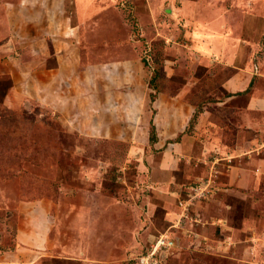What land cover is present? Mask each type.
<instances>
[{"label":"rangeland","instance_id":"obj_1","mask_svg":"<svg viewBox=\"0 0 264 264\" xmlns=\"http://www.w3.org/2000/svg\"><path fill=\"white\" fill-rule=\"evenodd\" d=\"M31 1L0 0V264H264L263 116L223 88L263 87L264 0ZM223 36L232 68L201 50Z\"/></svg>","mask_w":264,"mask_h":264},{"label":"crops","instance_id":"obj_2","mask_svg":"<svg viewBox=\"0 0 264 264\" xmlns=\"http://www.w3.org/2000/svg\"><path fill=\"white\" fill-rule=\"evenodd\" d=\"M37 1L39 3H41V4H45V5H50L51 4L52 5V2L49 1V0H44V1L43 0H37ZM55 1H56L55 3H57V0H55ZM185 1L188 2L187 0H185ZM31 2H35V0H32ZM169 6L170 7L167 8V12L169 14H171L173 12V8H172L171 5H169ZM62 7L64 8V5H62ZM193 7H195L194 4H193ZM49 10L51 11V9H49ZM211 12H212V14L215 13L214 10H212V9H211ZM217 41H219V40H217ZM213 45L214 46L211 48L210 44H208V41H207V42L203 43V46H202L201 50H204L207 53L215 54L217 56V59H219V60H224L225 59L227 64L230 62L228 64L229 66H230L231 62L238 61V55L242 54V53L239 52L238 45H237V43L235 42V39L232 36H223L222 39H220V44L218 45L219 47L215 46V44H213ZM124 66H125V64H124ZM232 66L233 65H231L230 67L232 68ZM126 69H127L126 66L124 68H121L120 69L121 73H123V71L126 70ZM53 70H55V69H53V68L52 69H48V71H51V73H52ZM118 72H119V70H118ZM257 72H258L259 76L262 77V79H263V80L260 79V81L263 83V87H262L263 89L262 88H258V86H252L251 81H252L253 76L250 74V72L246 73V72H244V70L239 71L237 73V75L235 76V79L233 78L232 80H228L225 84H223V88H224V90L227 93H232L234 91L233 90L234 87L240 88L242 90V92L247 91V96H248L247 109L249 111L251 110L252 112H257V114H259L261 112L262 116H263V117H261V119H263V120H261L262 123H261V121L256 119V120L252 121V125H250V126L255 128L254 126L257 125V126H259L258 128H263V124H264V70L260 69ZM56 75L55 74L48 75L49 80H51V82L52 81L53 82L56 81L55 80L56 79ZM67 76H69V77L72 76V73L68 72ZM238 76H241L243 80H241V79L239 80ZM50 77H53L55 79L53 80ZM51 82L47 81L45 83V85L42 87L43 90L51 89V91L56 95L54 97V99L60 98L61 94L57 90L58 89V87L56 86L57 83H55V85H54ZM106 89L109 90L110 88H106ZM105 99H106V101H109L110 100V95L107 94V98H105ZM253 128H251V129H253ZM209 131L210 130L207 129L206 132L204 133L205 134V136H204L205 137L204 138V143L205 144H203V149L201 151L202 154H203V158L205 159L206 162L208 160H210V159L213 160V161L207 162V164H206L207 167H209V166L210 167H214V166L217 165V163H220L223 166L226 163L227 168L232 170L233 167L228 165V164H230L229 161H231L232 159L228 160V158H226V157L227 156L228 157L231 156L233 158L234 157L238 158L239 157V153L241 151L238 150V147L235 150H233V151L232 150H227V145H225V144L221 145V144L218 143L219 138H221L220 135L217 134V133L209 132ZM193 144L194 143H193V141L191 139L187 140V137L183 136V138H182V140L180 142L176 143L175 145H173L171 147V150H174L175 148H177L178 153L180 152L182 154V156L185 157V154H188V152L189 153L191 152V150L188 148L189 145H193ZM218 144L220 145L219 147H218ZM259 148H262V147L260 146V147H258V149ZM255 149L256 148H254L252 150L255 151ZM257 155H258V152L256 153V155H253V156H257ZM226 161H228V162H226ZM256 164H257V167H258V171L260 173L264 174V158H262V159L259 158L257 160ZM167 167H169V166L167 165ZM169 169L170 168H167L166 171L168 172ZM236 172H237V170L235 169V170L230 172L231 173L230 175H231V177L233 179L232 181H235L233 183L240 184V181L236 182V178H237L236 177L237 176ZM251 185H253V184L251 183ZM219 187L220 186L218 185V189L220 190L221 188H219ZM36 205L40 206V204H34V206L31 205V207H38ZM189 208H191V207L189 206L188 209ZM188 209H187V211L189 212ZM34 212L35 211H33V213ZM174 214H177V213H174ZM181 215H179V217ZM31 216H32V220H30V219H28V220L31 221V224L33 225L34 223H36L35 214H31ZM46 218H47V215L43 217V220L46 221ZM41 222L42 221H39V223H41ZM203 223L204 224L207 223V220L203 221ZM44 228H46L45 224H44V226L42 225V227H40V229H38V230L36 229V230H34V232H31V236H29L30 238L28 239L29 244H27L28 248L34 246L33 240L37 239V236H38V240H40L42 237H45L47 235V232H45ZM42 230L44 232H42ZM24 246H26V243H25Z\"/></svg>","mask_w":264,"mask_h":264},{"label":"built area","instance_id":"obj_3","mask_svg":"<svg viewBox=\"0 0 264 264\" xmlns=\"http://www.w3.org/2000/svg\"><path fill=\"white\" fill-rule=\"evenodd\" d=\"M194 192H195V194L197 195V194H199L200 195V193L197 191V190H194ZM184 207V211L186 212L187 211V209H188V207L190 206L188 203L187 204H185V205H183ZM161 242V241H160ZM161 244L158 242L157 243V246L156 247H159ZM167 245H168V243H167ZM155 247V248H156ZM156 249H154V251H155Z\"/></svg>","mask_w":264,"mask_h":264},{"label":"trees","instance_id":"obj_4","mask_svg":"<svg viewBox=\"0 0 264 264\" xmlns=\"http://www.w3.org/2000/svg\"><path fill=\"white\" fill-rule=\"evenodd\" d=\"M8 83L10 84V82H8ZM152 86H154V85L152 84ZM6 89H7V88L5 87L4 90H6Z\"/></svg>","mask_w":264,"mask_h":264}]
</instances>
